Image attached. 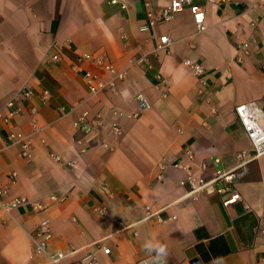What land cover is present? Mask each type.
<instances>
[{"label": "crops", "instance_id": "0c3cea01", "mask_svg": "<svg viewBox=\"0 0 264 264\" xmlns=\"http://www.w3.org/2000/svg\"><path fill=\"white\" fill-rule=\"evenodd\" d=\"M111 1L0 0V113L23 86L33 91L10 122L0 120V191L4 200L46 206H21L0 218V264H51L29 237L43 219L49 251L66 254L61 264H81L86 254L98 264H264V154L247 164L235 184L242 200L228 208L215 192L187 196L172 167L182 163L198 174L205 162L210 179L213 158L230 169L240 151L254 155L234 108L255 102L264 113V0H193L204 10L203 32L187 9L168 23L158 20L168 0H119L124 9ZM148 12L155 24L141 31ZM160 36L171 43L155 51ZM54 38L61 43L57 63L45 58ZM140 55L147 61L132 64ZM99 56L125 75L114 91L90 96L84 73L109 78L93 62ZM186 59L204 75L186 70ZM136 94L149 107L128 117L137 111ZM84 111L102 118L89 134L73 127ZM11 133L29 141L28 159L7 140ZM146 208L159 210L163 221L144 219Z\"/></svg>", "mask_w": 264, "mask_h": 264}, {"label": "built area", "instance_id": "2783aa9c", "mask_svg": "<svg viewBox=\"0 0 264 264\" xmlns=\"http://www.w3.org/2000/svg\"><path fill=\"white\" fill-rule=\"evenodd\" d=\"M112 4H119L122 9L125 8V3L119 0H112ZM187 9L193 18L194 25L197 32H203L205 30L204 26V10L193 3V0H168L166 6L161 8L158 20L163 23L170 22L173 17ZM147 22L140 26L141 31L150 30L155 24V15L152 12L147 13ZM254 25V24H253ZM171 43V40L168 36H160L155 47V51L166 50ZM243 48H246V44L242 45ZM247 52V50H245ZM45 58L51 63H57L61 60V43L57 38L52 39L48 49L46 51ZM145 56H135L132 59V64H144L146 62ZM93 62L99 65L106 73L109 74V78L106 81L101 80L97 75L92 74L91 72L84 73V80L86 82L88 92L90 96H94L105 89L114 91L116 80L123 79L125 72L115 73L113 66L110 63L104 61V59L99 56L93 59ZM183 66L195 77H201L204 75V68L189 59L183 61ZM165 93V92H164ZM33 95V91L27 87L23 86L15 95L13 99L6 103L5 108L8 112L5 116L0 113V120L4 123L10 122L20 112V104L24 101H28ZM48 96L47 91H43L42 100H46ZM135 104L137 111L128 117L137 118L139 115L145 111L149 104L147 100L143 97L142 94H136ZM30 115L34 116L37 113V109L33 106L29 107ZM234 113L239 121L246 137L249 140L250 146L254 152V155L251 158H246L245 151H240L236 154L238 159L237 164L230 169L221 168V162L219 158H213L209 163L215 168L214 176L210 179H206L203 175L207 164L201 162L198 166V174H195L192 169L182 163L173 164V168L182 173V176L178 180V185L186 190V195L189 197L198 196L202 193H212L215 192L218 194L221 204L224 208L239 202L242 200L240 193L238 192L235 184L238 179H240L246 172L247 164L264 154V125H262V120H264V113L255 102H246L238 104L234 108ZM102 124V118L99 115H96L92 118L89 117L88 112L84 111L79 116H77L73 122V127L77 132L83 134H89L94 129L100 127ZM34 130L37 128L34 125ZM112 132L115 136L121 135V130L117 124L112 125ZM7 140L11 144H19L21 147V155L23 158L30 157V146L29 141L25 137H19L13 133L7 136ZM56 161H60L59 156L52 155ZM185 158L189 162L195 161V156L191 150L185 152ZM66 165L71 166L72 162H66ZM161 170H164V167H160ZM12 178L15 177V173L10 174ZM162 175L160 174L157 177V180H160ZM6 191H0V218L2 216H9L10 213L21 207L30 205L35 211H42L46 209V206L33 202L25 197H16L10 200H4ZM51 201H57L55 196L49 197ZM95 212L100 217H105L106 209L104 206H98L95 208ZM158 211L151 212L149 208H146L144 219H150L156 217L157 221L162 222L163 220L158 216ZM260 234L264 237V229L260 230ZM31 239L34 253L37 255H45L51 264H61V261L66 257V254L62 252H50L49 243L52 240V234L49 228V220H41L29 233ZM103 252L108 254L109 249L103 248ZM81 264H98L95 257L92 254H86L82 260Z\"/></svg>", "mask_w": 264, "mask_h": 264}, {"label": "clouds", "instance_id": "9594fccd", "mask_svg": "<svg viewBox=\"0 0 264 264\" xmlns=\"http://www.w3.org/2000/svg\"><path fill=\"white\" fill-rule=\"evenodd\" d=\"M146 247H147L148 249H151V248L153 247V245L148 244V245H146ZM158 251H159L160 253H164V252H165V248H164L163 246H159Z\"/></svg>", "mask_w": 264, "mask_h": 264}, {"label": "water", "instance_id": "95a60500", "mask_svg": "<svg viewBox=\"0 0 264 264\" xmlns=\"http://www.w3.org/2000/svg\"><path fill=\"white\" fill-rule=\"evenodd\" d=\"M193 262H194V260H193Z\"/></svg>", "mask_w": 264, "mask_h": 264}]
</instances>
